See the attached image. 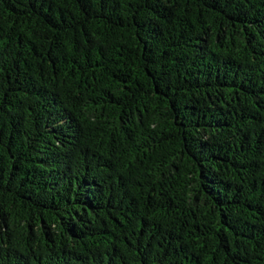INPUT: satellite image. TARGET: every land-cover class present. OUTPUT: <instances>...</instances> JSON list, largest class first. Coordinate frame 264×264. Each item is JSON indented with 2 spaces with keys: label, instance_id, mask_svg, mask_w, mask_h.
Returning a JSON list of instances; mask_svg holds the SVG:
<instances>
[{
  "label": "trees",
  "instance_id": "16d2710c",
  "mask_svg": "<svg viewBox=\"0 0 264 264\" xmlns=\"http://www.w3.org/2000/svg\"><path fill=\"white\" fill-rule=\"evenodd\" d=\"M0 264H264V0H0Z\"/></svg>",
  "mask_w": 264,
  "mask_h": 264
}]
</instances>
